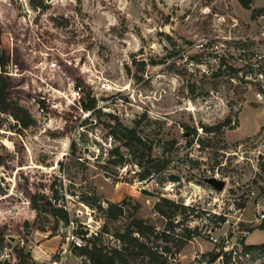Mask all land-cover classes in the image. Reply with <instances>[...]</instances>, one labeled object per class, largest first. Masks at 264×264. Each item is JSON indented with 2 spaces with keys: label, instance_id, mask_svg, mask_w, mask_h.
Listing matches in <instances>:
<instances>
[{
  "label": "rangeland",
  "instance_id": "rangeland-1",
  "mask_svg": "<svg viewBox=\"0 0 264 264\" xmlns=\"http://www.w3.org/2000/svg\"><path fill=\"white\" fill-rule=\"evenodd\" d=\"M43 2L36 10L30 0H0V41L16 52L11 96L32 120L23 127L0 111V264H18L22 248L35 264H49L67 244L65 222L32 209L37 192L53 204L64 198L74 212L70 198L87 196L115 237L134 219L158 230L169 225V243L150 238L182 253L167 264H194L195 251L207 264H264V248L244 250L264 244V224L245 240L240 233L258 217V203L264 210V104L241 61L264 1L250 9L238 0ZM124 128L143 141H131L133 151L123 146ZM141 172L149 174L138 186ZM217 175L227 183L222 192L202 181ZM165 199L189 210L167 220L156 211ZM112 205L122 208L116 219L107 213ZM210 230L234 237L236 256L221 246L218 253ZM44 243L57 245L50 253ZM37 250L49 257L36 261ZM127 261L150 264L146 255Z\"/></svg>",
  "mask_w": 264,
  "mask_h": 264
},
{
  "label": "trees",
  "instance_id": "trees-1",
  "mask_svg": "<svg viewBox=\"0 0 264 264\" xmlns=\"http://www.w3.org/2000/svg\"><path fill=\"white\" fill-rule=\"evenodd\" d=\"M238 1L245 9H250V6L253 2V0ZM30 5L36 10L43 9L45 7L43 0H30ZM261 13L262 10L256 11L254 17L261 15ZM14 50V48L6 46L2 43V41H0V111L12 116L15 120H17L18 124H21L23 127H29L32 124L29 113L18 103L14 102L11 96L12 87L10 83L11 78L8 75V68L13 62L16 53ZM93 108L94 104L85 107L86 110H93ZM124 129L127 132V135L124 139L128 141L125 142L123 146L128 150L133 151L134 149L131 141L137 145L142 144L143 141L140 136H138L135 129ZM114 151L117 153L116 155L119 156V149H116ZM122 161L123 159L118 163ZM136 164L141 165V162L136 161ZM148 174L149 172H141L140 174H136L138 175V181H146L147 178L145 177ZM82 200L91 207H98L95 206L94 203H91L90 198L85 195H82ZM56 202L58 203L53 204L52 198L44 193L37 192L30 196V204L33 210L40 213H50L57 218H61V220H63L67 226L69 224L70 218L69 214L62 207L64 204H61L64 202V198H60ZM179 209L182 210V213H185L189 210V207L184 206L183 204H177L176 202L167 199L163 200L161 204L156 205V211L158 212V214H160L167 220L171 219L170 217L173 215L172 213ZM119 212H122V208L118 207L117 205L109 206L107 210V213L111 219H116L119 215ZM262 226L263 224L260 227ZM177 227L178 226H174V230ZM174 230L172 231V233H174ZM136 234H138L139 237H137ZM152 237H155L156 240H162L166 243H169L171 239L170 226L168 225L165 229L158 230L154 226L148 225L143 220L134 219L132 220L130 228L127 230V232L125 234L118 235V238L122 239L124 244V247L121 251L115 249L108 250L105 246L100 244V241L97 239L90 240L89 244L86 247L76 250L79 255L81 257H84L86 259V262L90 264H128V256L140 257L145 255L149 258L150 264H167V259L164 258V256L152 251L147 246L146 242H143V240L149 241ZM5 245L6 228L2 227L0 228V246L2 247ZM263 248L264 244L259 246L250 245L245 246L244 250L251 251L254 249ZM166 250L170 252V249L168 247H166ZM217 259V255L212 257L213 261H216ZM16 260H18V264H35L32 255L30 253H26L23 248L19 249L16 252Z\"/></svg>",
  "mask_w": 264,
  "mask_h": 264
},
{
  "label": "built area",
  "instance_id": "built-area-1",
  "mask_svg": "<svg viewBox=\"0 0 264 264\" xmlns=\"http://www.w3.org/2000/svg\"><path fill=\"white\" fill-rule=\"evenodd\" d=\"M255 24L257 26L256 32H254L253 36H251V34L248 36L249 38L251 37V40L248 43H252V47L248 52L246 50H243V54H241V61L244 63L245 66L249 67L250 71L248 74L249 76H247V80L250 81V83L253 82L257 87L256 97L258 102L264 104V13L257 18ZM245 41L247 42V40ZM53 66H56V64H53ZM259 155H263L262 152H260ZM214 177L217 178L218 175ZM142 184L143 182H139L137 185L140 186ZM252 194H254V192H252ZM70 199L73 203L77 204L79 208L76 209L74 212L71 207V203L64 204L62 207L69 214V216L70 213L73 212V214L76 215L77 219L79 220H73L69 217L70 221L66 227L67 244L62 246L61 252H58V256H55L54 259H51L49 264H66L69 255L72 254V251L86 247L89 244L90 240L97 239L100 241V243L101 241L104 242V240H109L108 244H103V246H105L108 250L115 249L121 251L123 249L124 244L122 239L115 237L103 230V222L101 219L97 218V208L91 207L87 203H85L82 200V195L80 193L73 195ZM256 207L258 217H256L254 221L250 222V227H247L245 228V230L240 232L243 237L242 239L244 240L252 234V228L264 224V210L261 204L259 203ZM231 210L237 213H242L244 207L232 204ZM220 215L221 214L219 213H215L213 217L220 219ZM206 233L208 240L218 251V253L221 252L220 249L222 248L230 256H236L237 246L239 245V243H235L234 237L231 238L228 234H225L223 238H217L211 230ZM191 235L194 236V233H192ZM136 236L139 237L138 234H136ZM146 244L152 251L157 252L158 254L164 256V258L166 259H170L174 262H177L178 260L180 261V259L182 258V253L173 254L171 252H168L166 250V247L156 244L153 240L146 241ZM203 257L204 252L195 251L192 258L193 263L207 264L204 261Z\"/></svg>",
  "mask_w": 264,
  "mask_h": 264
},
{
  "label": "crops",
  "instance_id": "crops-1",
  "mask_svg": "<svg viewBox=\"0 0 264 264\" xmlns=\"http://www.w3.org/2000/svg\"><path fill=\"white\" fill-rule=\"evenodd\" d=\"M51 241L52 240H50V242ZM47 243H49V242H47ZM47 243L41 244L40 248L41 249L46 248L47 251L50 253L53 252L55 250L57 244H47ZM47 257H49V255H47V252H44V254H42L38 250L35 252V255H34V258L36 261H39V260L43 261V259H47ZM71 258L74 259V264H83L82 260L85 259L84 257H81V256L79 257L78 255L72 253L71 255H69L66 264H68V262ZM86 264H90V263H86ZM182 264H187V263L182 262Z\"/></svg>",
  "mask_w": 264,
  "mask_h": 264
},
{
  "label": "water",
  "instance_id": "water-1",
  "mask_svg": "<svg viewBox=\"0 0 264 264\" xmlns=\"http://www.w3.org/2000/svg\"><path fill=\"white\" fill-rule=\"evenodd\" d=\"M203 183L207 184L208 186L212 187L217 192H222L226 188V181L218 179L214 176L204 177L202 178ZM11 239H14L11 237Z\"/></svg>",
  "mask_w": 264,
  "mask_h": 264
}]
</instances>
